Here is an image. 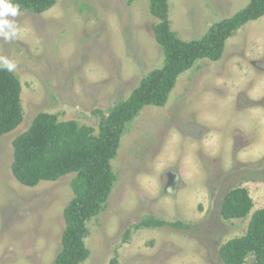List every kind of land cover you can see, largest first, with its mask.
Instances as JSON below:
<instances>
[{"label":"rangeland","instance_id":"1","mask_svg":"<svg viewBox=\"0 0 264 264\" xmlns=\"http://www.w3.org/2000/svg\"><path fill=\"white\" fill-rule=\"evenodd\" d=\"M250 2L169 0L172 31L202 40ZM158 22L149 0H56L41 14L0 0V63L20 81L24 110L23 123L0 139V264H54L74 198L75 174L20 184L15 139L40 113L98 135L99 111L108 116L163 68ZM111 169L117 181L105 210L86 224L82 264H224L221 247L245 236L264 209V17L229 38L220 61H198L181 75L164 107L143 108L126 125ZM238 188L254 208L226 221L223 200ZM148 218L167 226L136 229Z\"/></svg>","mask_w":264,"mask_h":264},{"label":"trees","instance_id":"2","mask_svg":"<svg viewBox=\"0 0 264 264\" xmlns=\"http://www.w3.org/2000/svg\"><path fill=\"white\" fill-rule=\"evenodd\" d=\"M136 0H129L131 5ZM16 11L41 14L56 0H4ZM151 15L159 22L154 27L156 43L162 49L164 66L144 77L125 102L117 104L108 116H101L100 131L61 122L56 115L40 113L29 130L15 139L12 172L23 186L34 188L42 182H55L75 174L74 198L64 211L65 229L61 250L54 264H82L88 257L84 239L86 224L106 208L117 181L111 161L117 156L121 136L143 108L164 107L181 75L201 60L218 62L223 58L226 41L250 22L264 17V0H251L233 17L215 25L199 41H183L171 28L169 0H149ZM22 86L12 70L0 63V139L16 130L24 120ZM254 208L249 191L238 188L223 200L221 217L226 221L248 217ZM175 230H187L181 223L169 224ZM165 222L148 218L136 229L162 228ZM255 256L264 264V209L252 214L247 234L235 238L220 249L224 264H244ZM110 264H118L114 258Z\"/></svg>","mask_w":264,"mask_h":264}]
</instances>
